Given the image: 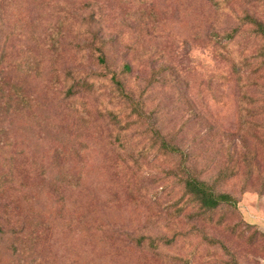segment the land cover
I'll return each instance as SVG.
<instances>
[{"label": "rangeland", "instance_id": "rangeland-1", "mask_svg": "<svg viewBox=\"0 0 264 264\" xmlns=\"http://www.w3.org/2000/svg\"><path fill=\"white\" fill-rule=\"evenodd\" d=\"M245 14L264 0H0V264H264V108L257 139L239 121L264 41L217 35ZM157 131L180 152L136 156ZM187 168L235 206L191 219Z\"/></svg>", "mask_w": 264, "mask_h": 264}, {"label": "trees", "instance_id": "trees-1", "mask_svg": "<svg viewBox=\"0 0 264 264\" xmlns=\"http://www.w3.org/2000/svg\"><path fill=\"white\" fill-rule=\"evenodd\" d=\"M209 1L217 5L218 7H224V5L229 0H209ZM219 5H223V6H219ZM245 15L247 16L246 18H243V17L240 18L241 24L232 28L230 31L217 34L219 37V40L221 41L222 39H224L227 42L233 40L234 37L240 33V25L245 24V23H250L251 25H253V29H254L253 37H258L264 41L263 22L256 19L255 17L251 15H247V14ZM97 51H98V58L100 59V61L101 60L104 61V55L101 49H97ZM259 51H260V54L263 55V61L261 60L260 64H258L256 67L258 69H263L262 65H264V44H262V46L259 48ZM234 66H235V69H237L236 63L234 64ZM247 67L248 66H245L242 68L240 67L239 69L244 70ZM114 81L123 93L124 92L123 83L120 80H117L115 78H114ZM76 82L77 84L82 85V84H86L87 81L84 79V77H82V78H79ZM67 91L71 92L72 86H70L67 89ZM240 98H241V103L239 104V119H240L239 121L242 127L245 128L246 132H248L252 138L257 139L256 131L251 130L250 120L252 121V119L254 118L253 116L254 111H256L259 108H264V103H255L254 105L250 106L251 96L249 92L245 89L242 90V94ZM110 111H113V110H110ZM112 114L115 115L116 117L117 113L113 111ZM156 139H158L159 141V145L157 148L162 149L164 153H179L180 152L179 150L180 148L176 144L170 143L159 131H157V136L154 135V138L149 143V146L144 145L141 148H139V150L136 153L137 154L136 156H143L144 154L149 153L151 150L156 149L154 148L155 142L157 141ZM180 181L183 183V190H184L183 196L184 195L186 196L185 202L183 205L192 204L195 207V210L192 211L190 214L191 219L197 218L196 220H198L200 219V217L205 216L207 212L214 210L221 204H227L230 206H235L236 204L235 197H233L229 193L216 192L213 189L212 185H210L205 179H201L197 175H195L191 171V168L190 170L187 168L186 174L180 177ZM131 240L138 247L140 248L144 247L153 253L157 251L160 243L165 244V243L170 242L169 239L165 238L164 236L153 237V236H148V235L137 236L136 238H133ZM169 257H173V256H169ZM174 258L180 259L179 257H174ZM18 259H21V258H18ZM20 264H25L24 260H22ZM225 264H229V263L226 262Z\"/></svg>", "mask_w": 264, "mask_h": 264}]
</instances>
